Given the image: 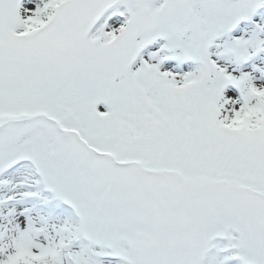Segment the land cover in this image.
I'll return each mask as SVG.
<instances>
[{"label":"snow or ice","instance_id":"obj_1","mask_svg":"<svg viewBox=\"0 0 264 264\" xmlns=\"http://www.w3.org/2000/svg\"><path fill=\"white\" fill-rule=\"evenodd\" d=\"M0 264H264V0H0Z\"/></svg>","mask_w":264,"mask_h":264}]
</instances>
